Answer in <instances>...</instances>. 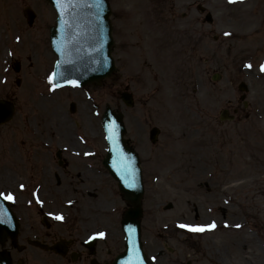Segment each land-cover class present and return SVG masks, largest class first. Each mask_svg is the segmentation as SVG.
Masks as SVG:
<instances>
[{
  "label": "rangeland",
  "instance_id": "obj_1",
  "mask_svg": "<svg viewBox=\"0 0 264 264\" xmlns=\"http://www.w3.org/2000/svg\"><path fill=\"white\" fill-rule=\"evenodd\" d=\"M111 1L132 16L115 21L126 33L119 36L117 72L97 86L53 91L49 72H11L14 62L20 69L49 64L46 44L25 31L21 9L35 12L39 28L50 24L51 9L45 0H0V99L15 104L12 121L0 127V192L14 197L8 202H16L21 236L30 235L28 225L39 227L36 209L50 219L98 213L113 252L122 250L125 204L100 165L106 150L100 118L108 105L123 114L141 158L145 252L156 250L158 264H264V2ZM197 4L212 25L203 23ZM213 74L219 80L211 81ZM240 82L248 86L247 108ZM124 89L132 108L119 101ZM225 108L237 110L235 119L219 123ZM152 127L160 130L155 145L148 141ZM57 150L65 167L57 165ZM213 222L211 231L179 227ZM32 253L11 255L29 264Z\"/></svg>",
  "mask_w": 264,
  "mask_h": 264
},
{
  "label": "water",
  "instance_id": "obj_2",
  "mask_svg": "<svg viewBox=\"0 0 264 264\" xmlns=\"http://www.w3.org/2000/svg\"><path fill=\"white\" fill-rule=\"evenodd\" d=\"M48 1L58 14L59 35L55 40H51V46L58 57L56 69L62 71L54 72L57 75L53 83L58 87L73 86L71 82L74 81L76 85L82 86L108 77L113 71V66L109 56L112 40L107 20L109 9L106 0H102V6L99 9L95 7V0H73L74 6L66 8L63 17L57 8L56 0ZM24 14L31 22L32 17L29 18L27 10ZM61 19L64 20L63 24H61ZM207 21L210 22L209 16ZM122 99L127 105H131L130 96L123 95ZM12 114L13 107L5 101H0V125L9 121ZM113 123L115 129L110 131ZM102 126L107 143V152L102 164L117 181L122 198L131 206L121 221L125 236V251L117 257L114 264H124V261L129 258V248L132 244L139 249L143 264H146L141 250L138 224L141 217L140 200L143 194L138 158L122 139L125 130L120 115H116L106 107L102 117ZM157 134V130L151 131L152 142L156 140ZM110 135L111 140L108 139ZM129 184L135 186L129 187ZM0 208L7 212L6 216L0 215V219L7 222V224H0V233L5 231L6 236L13 238L15 237V222L2 198H0ZM0 264H10L7 256L0 255Z\"/></svg>",
  "mask_w": 264,
  "mask_h": 264
},
{
  "label": "flooded vegetation",
  "instance_id": "obj_3",
  "mask_svg": "<svg viewBox=\"0 0 264 264\" xmlns=\"http://www.w3.org/2000/svg\"><path fill=\"white\" fill-rule=\"evenodd\" d=\"M53 17V22H54ZM36 20V19H35ZM117 16L115 14L111 15V26H112V36L116 39L119 36V30L117 27ZM34 24L31 27H27L25 31L31 34L32 40H41L44 43H49L50 29L53 27L54 23L47 25L45 28H39ZM38 42V41H37ZM36 42V43H37ZM49 54L51 53L48 51ZM50 60L53 61V55L50 54ZM53 72L52 68H34V69H14L11 72ZM7 72V70H6ZM67 164L61 158V167H65ZM44 200V198L41 197ZM39 213H42L39 211ZM60 227L62 230H57L55 227ZM27 229L30 231L31 240L48 247H54L55 250L61 253H54L50 251H44L38 247V245L30 246L29 248L33 250L31 254L33 263L29 264H112L115 256L118 254L114 253L112 250V240L110 238V232L107 229L103 231L101 226V220L99 214H90L84 217L83 220H66L63 225H56L55 222H46L39 224V227L33 229V227L28 225ZM103 231L106 235L105 239H95L88 242V238L98 232ZM25 238V237H24ZM28 241V238H25ZM7 245V249L12 247V243L7 241L4 246ZM23 249L21 252H25ZM154 257V263L158 264L161 260L160 255L156 253V250L149 251ZM14 264H27L22 258H18L14 261Z\"/></svg>",
  "mask_w": 264,
  "mask_h": 264
},
{
  "label": "snow or ice",
  "instance_id": "obj_4",
  "mask_svg": "<svg viewBox=\"0 0 264 264\" xmlns=\"http://www.w3.org/2000/svg\"><path fill=\"white\" fill-rule=\"evenodd\" d=\"M230 2H234V0H230ZM57 3V8L61 11V16L63 17L64 14V10L68 7H72L74 6L73 4V0H64V2H62V0H56ZM102 6V0H95V7H97L98 9L101 8ZM64 23V20L61 19V24ZM225 35H229L228 33H225ZM19 39V37L17 38ZM58 51L60 50L59 48L57 49ZM245 67L251 68L252 65L251 64H247L245 65ZM260 70L261 72H264V64L260 65ZM57 75V73H53L52 75H50L48 77L49 80V84L53 86V88H55V84H53V81L55 79V76ZM73 84V86H78L76 85V83L73 81L71 82ZM115 129V124L113 123L110 131H114ZM109 140L112 139V136L110 135L108 137ZM134 184H129V187H134ZM21 187H23V185H21ZM0 197H2L4 200H14V197L12 196L11 193L5 194L3 192H0ZM37 202L39 203L40 201L37 200ZM0 215L2 216H6L7 212L6 210L0 208ZM51 215V213H50ZM55 219L58 220H62L63 217L62 216H55ZM4 221L2 219H0V223H3ZM180 228L186 229L187 231H191V232H204V231H211L213 229L216 228V224L213 222L212 224H207V225H187V224H181L179 225ZM236 227H240L239 225H237ZM131 231V229H130ZM104 233H99V236L103 237ZM91 239V238H90ZM124 264H143V259L140 256V252L139 249L135 247L134 244H132L129 248V258L127 260L124 261Z\"/></svg>",
  "mask_w": 264,
  "mask_h": 264
},
{
  "label": "bare ground",
  "instance_id": "obj_5",
  "mask_svg": "<svg viewBox=\"0 0 264 264\" xmlns=\"http://www.w3.org/2000/svg\"><path fill=\"white\" fill-rule=\"evenodd\" d=\"M59 126H61V127H62V126H63V122H61V121H60V122H59Z\"/></svg>",
  "mask_w": 264,
  "mask_h": 264
}]
</instances>
